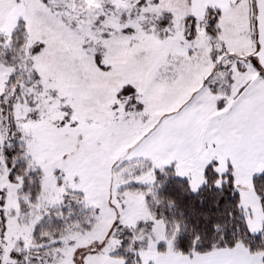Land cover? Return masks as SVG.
I'll return each mask as SVG.
<instances>
[{
    "label": "snow or ice",
    "instance_id": "6c2138e0",
    "mask_svg": "<svg viewBox=\"0 0 264 264\" xmlns=\"http://www.w3.org/2000/svg\"><path fill=\"white\" fill-rule=\"evenodd\" d=\"M0 264H264V0H0Z\"/></svg>",
    "mask_w": 264,
    "mask_h": 264
}]
</instances>
